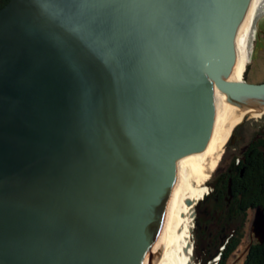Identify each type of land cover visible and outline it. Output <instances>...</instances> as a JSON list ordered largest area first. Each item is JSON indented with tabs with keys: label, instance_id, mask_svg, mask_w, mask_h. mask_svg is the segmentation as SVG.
Wrapping results in <instances>:
<instances>
[{
	"label": "water",
	"instance_id": "obj_1",
	"mask_svg": "<svg viewBox=\"0 0 264 264\" xmlns=\"http://www.w3.org/2000/svg\"><path fill=\"white\" fill-rule=\"evenodd\" d=\"M251 3L0 10V264H145L178 162L211 141L217 90L264 113V83L230 80ZM252 234L264 245L260 207Z\"/></svg>",
	"mask_w": 264,
	"mask_h": 264
},
{
	"label": "bare ground",
	"instance_id": "obj_2",
	"mask_svg": "<svg viewBox=\"0 0 264 264\" xmlns=\"http://www.w3.org/2000/svg\"><path fill=\"white\" fill-rule=\"evenodd\" d=\"M263 16L264 0H252L237 35L238 63L231 74V81L244 80L251 63L258 23ZM215 104L216 121L211 141L203 153L178 162L177 180L164 224L145 264H197L194 261L193 230L196 225V207L209 191L207 181L215 172L236 126L248 118L264 116V113L245 111L229 104L227 96L218 90Z\"/></svg>",
	"mask_w": 264,
	"mask_h": 264
},
{
	"label": "trees",
	"instance_id": "obj_3",
	"mask_svg": "<svg viewBox=\"0 0 264 264\" xmlns=\"http://www.w3.org/2000/svg\"><path fill=\"white\" fill-rule=\"evenodd\" d=\"M10 0H0V10ZM247 76V75H246ZM245 76V80L247 81ZM258 143H253L252 147ZM264 158L256 161L252 158L244 165L235 166L239 160L232 162L231 170L237 169L238 177L246 168L245 176L234 180L229 188L230 171L221 176H214L212 192L197 205L195 253L198 263L217 264L227 262L238 251L244 242V227L248 222L249 212L257 208L264 209ZM242 185V186H238ZM244 264H264V245L256 242L246 253Z\"/></svg>",
	"mask_w": 264,
	"mask_h": 264
},
{
	"label": "rangeland",
	"instance_id": "obj_4",
	"mask_svg": "<svg viewBox=\"0 0 264 264\" xmlns=\"http://www.w3.org/2000/svg\"><path fill=\"white\" fill-rule=\"evenodd\" d=\"M247 75V76H246ZM246 79L248 82L251 83H264V16L258 23V27L256 30L255 34V43L253 47V54L251 58V63L249 64L247 71L245 73ZM244 76V80H245ZM244 124L243 128L241 129L242 134L239 135L240 137L243 136V142H241L242 147H246L249 143L254 141L257 137V131H259L261 128L260 126L264 127V116L259 117V118H251V119H246L244 122H241L238 125ZM237 125V126H238ZM236 126V127H237ZM232 135V134H231ZM231 136L227 142V144L224 147V152L222 154V158L213 173L212 177L207 181V185L209 188V191L206 196H208L212 192V186L211 182L214 178V176L218 175V173L221 171L222 168L226 166L227 161H230L235 154L240 153V149L235 152L232 147L229 146ZM237 156V155H236ZM196 221L198 217V213L200 212L197 207H196ZM200 214H205L204 211H201ZM196 228V225H195ZM195 228L193 230V243L195 246L196 243V233H195ZM250 228H249V233H250ZM252 234V233H251ZM250 234L247 236L246 240L244 241L243 245H241V248L238 249V251L233 255V257L227 262V264H244L245 263V256H246V251L245 247L249 244L250 242ZM195 258L194 261L197 264L198 263V257L196 256V253L194 254ZM220 258H217L216 264Z\"/></svg>",
	"mask_w": 264,
	"mask_h": 264
},
{
	"label": "flooded vegetation",
	"instance_id": "obj_5",
	"mask_svg": "<svg viewBox=\"0 0 264 264\" xmlns=\"http://www.w3.org/2000/svg\"><path fill=\"white\" fill-rule=\"evenodd\" d=\"M244 124L245 123H243L241 125H238L234 129V131H233V133L231 135L230 142H229V146L232 147L235 152H237L240 149V153L235 154L230 161H227L226 166L224 168H222L221 171L216 176L219 177V176L223 175L224 173L229 172L230 169H231V166H232V162L235 159H238L239 160V162L235 165L237 167L238 164L239 165H241V164L244 165V162L245 161L247 162L251 158L253 160H255V162L258 161V160H260L261 158H264V127L260 126L261 129L259 131H257V135H256L257 138L254 141H252L251 143H249L244 148L241 145V142H243V136H241V137L239 136V135L242 134L241 129L243 128ZM253 143H258V145L255 146V147H252ZM245 172H246V168L243 167L242 173L240 174V178L241 179L245 176L244 175ZM230 174H231V178L229 180L228 187L231 189V188H233L232 187L233 186L232 185L233 181L234 180H239L240 178L238 177L237 169H234V171L231 170L230 171ZM238 186H242V185H238ZM263 211H264V209H263ZM255 214H256V211L249 212L248 222H246L245 227H244V241L246 240V238H247V236L249 234H250V237H251L249 244L245 247L246 253H247V251L249 250V248L253 244H255L256 242H258L253 237V234H251L252 233V224H253V221H254V218H255ZM249 228H250V231H251L250 233H249ZM243 243H245V242H243ZM240 248H241V246H240Z\"/></svg>",
	"mask_w": 264,
	"mask_h": 264
}]
</instances>
